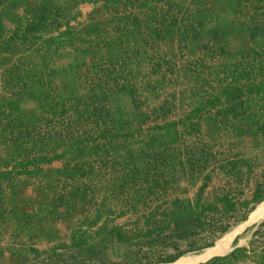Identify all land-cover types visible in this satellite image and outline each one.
<instances>
[{
    "label": "rangeland",
    "instance_id": "374dc122",
    "mask_svg": "<svg viewBox=\"0 0 264 264\" xmlns=\"http://www.w3.org/2000/svg\"><path fill=\"white\" fill-rule=\"evenodd\" d=\"M10 1L16 2V5L13 6ZM38 1L0 0V20L5 21L8 17L15 18L13 23L6 21L5 39L12 37L19 27L17 19L23 13L26 14V9H28L26 3H32L29 6L31 8ZM86 1L90 2L91 0ZM169 1L174 3V7L168 12V16L177 15L176 30L169 35L171 37L168 39L165 38L157 42L151 39L149 45L151 46L149 49L151 52L140 65L136 64L137 55L134 52L127 54L132 58L130 65L133 68L132 73H127L128 79L132 81L128 82V89L124 91L112 90L111 83L110 85L104 83L100 87L97 85V80L103 77L105 70H99L100 74L97 75L95 71L88 72L89 68L83 67L80 68L79 73L82 77L83 85H80L75 93L65 94L64 88H59L62 83L59 84L57 81L55 83L49 82V86L46 88L52 97L48 103H55L57 112L67 111L65 113L61 112V115L58 116L46 114L40 118L33 119L29 123V132L26 130L24 135L25 143L27 142L26 138H28L27 140L31 145L33 142H37L40 148L44 147L39 150L26 144L27 148L30 147L29 156L36 157L40 151L47 156H51L55 152L61 153L65 151L64 158L71 159V161L74 160V162H69L70 164L83 163L80 166L85 173H79L80 176L75 179L78 186L75 188V195L70 192L72 198L70 214L64 215L62 222L55 224V231L51 234L52 237L49 236L51 240L55 241L52 246H44V244L40 243L37 248L39 250L38 256H34L36 252L32 250H20L10 255L3 253L0 255V264H96L95 262L99 257H103L107 261L104 264H135L134 259L136 258V261H148V259H151L153 262L150 264H177L180 258L184 259L186 264H198L216 255L228 254L236 246L247 247L248 249L245 253H241L239 258H235L233 262L228 264L264 263V258H262V254H264V238H262V234L254 235L253 233L257 228L255 225L264 219V209L263 214L256 216L254 214L255 211L257 212L264 207V200L255 203L254 199H252L256 184L261 185V188L264 189V120L261 118L257 123L249 122L247 115L256 113L252 107L245 116L243 114L236 118L231 113L229 116L224 117L222 111L229 103L224 95L221 96L220 101L215 105L206 103L214 98L223 87L234 88V90L237 87L244 88V99L247 101L250 98L248 99L250 100V105L253 104V97L256 100H261L258 93L251 95L247 92L248 90L246 91V87L252 83H262L264 80V68H262L260 73H258L257 68L260 64L264 66V54L262 57L256 55L255 60L250 59V55L244 57L240 52L238 55L233 54L238 51L236 49L237 46H245L242 51L248 48L244 39L233 36L237 31L235 23L232 21L229 23L232 34L227 41V49L232 54H222L217 50L215 55V51L212 50L217 49V46L215 47L216 42L213 39H209L204 32L213 25V22L209 20L210 17H206V12L217 11L216 13L219 12L222 17L227 16L233 21H235L233 17H264V0L259 4L261 8L257 11L252 1L242 4L239 6L240 12L238 15L232 11L235 6H231L228 9L225 4H220L216 7L215 0ZM54 3L57 6H61V17H58L59 23L63 24L69 21L70 26L76 33H80V31L87 32L89 26L94 22H101L103 26L105 24L107 16H105L106 11L104 12L102 8L93 11V8L88 9L84 6V9H82L81 4L83 1L81 0H54ZM158 7V12L168 9L166 0L161 1ZM145 10L144 14H138L140 21L144 20L143 17L150 15L148 8ZM76 16L79 19L76 20ZM156 16L160 18L157 12ZM82 17L94 18L91 19L90 25L81 26L80 24H75L78 21L81 23ZM198 17L203 22H200ZM171 19L172 17H167V20L170 21ZM147 21H144V27L142 28L145 34L150 37L149 30L146 27ZM24 23L25 21L22 24ZM150 23L151 27L159 24L154 20L150 21ZM38 39L33 40L32 36H30L29 45L36 42L39 44ZM86 39H95V36L83 38L84 43L81 41L82 37L79 36L76 42L78 44L82 43L85 48L90 47L92 43L87 44ZM133 39L132 41H134ZM15 42L17 50H21L22 44L20 41L16 40ZM249 42V45H253L250 40ZM139 43L138 47H140ZM5 45L7 43L0 39V62L3 63L2 65L7 61V52L1 50ZM135 45L127 42V45L123 47L129 49ZM67 46L72 47L71 43L65 40V47L67 48ZM201 48L208 50V52H203ZM66 50H64L66 53L64 56H58V65L65 58L71 57ZM129 50L131 51V49ZM96 51L98 52L87 58L91 60L93 58L96 63H99L98 57L102 50L99 48ZM239 51L241 50L239 49ZM86 55L81 54L80 59H85ZM41 60L42 56L39 51L29 57V61L35 63L34 65L36 63L39 65ZM154 63H161V67L157 72L152 69ZM236 63H241L239 71L241 73L248 72L246 74L248 76L241 77L238 71H234ZM141 65V68H136ZM252 65L254 69H252ZM103 67L107 69L105 64ZM103 67L101 66V68ZM33 70L39 69L33 67ZM135 78H138L136 82ZM37 80V78L33 77L31 83ZM36 85L32 86V90L40 93L41 90ZM132 86L134 91L130 88ZM98 93L99 95L107 93L109 101L104 103L99 101L98 98L93 101L92 98ZM63 97H67L69 100H65L64 103ZM78 97L79 99L77 100ZM201 104L205 105L203 111L194 117V121H200L201 131L195 134L187 133L183 130L185 127L182 122H179V126L176 129L181 132L182 136L179 142L171 147L174 149L180 148L178 150L184 154L182 156V152H180V156L177 153L178 151H175L174 156L176 159H183L184 157L186 160L190 152L195 157L201 156V148L206 147L210 154L208 168L194 176L188 172L186 174L179 172L176 175L178 178L172 182V186H169L166 192L160 187L156 188L154 192H149L145 190L142 184L140 186L139 184L137 186L129 184L123 189L119 187L128 171L124 163L119 164L116 162L115 166H112L111 162L96 164L99 160L94 158L101 159L102 157L107 158L117 155L114 150L109 155L105 152L95 153L94 155H79L76 152L75 139L91 137L93 140V136L97 135L100 129L113 125V122L107 117L105 112H109V115L114 117L116 123H118V119L127 117L130 122L124 124L130 128L138 127L137 129L143 135L141 138L144 139L148 134L154 133L155 130H151L153 125L186 118ZM245 104L247 105L248 103ZM33 107L32 104L28 105V108ZM154 109H159L158 119L153 117ZM83 111L84 113L86 111H100L97 113L104 112V115L103 117L98 116V114L88 116V112L80 116ZM162 111H167V113L162 114ZM135 113L140 117L135 118L136 116H133ZM236 128L241 130V132L239 133ZM16 139H18V135H16ZM103 141L101 138L99 143H103ZM15 147L17 146L15 145ZM186 147L187 149H185ZM18 153L19 151L16 149V158L23 155V151L20 154ZM119 153L122 155L126 153V150L122 149ZM75 157L76 159H74ZM231 159L238 161V170H231V167L222 169L221 165ZM108 160L107 158L106 161ZM87 161L90 164L84 165ZM162 173L159 172L158 176L161 182H163ZM205 174L210 175L211 178L204 197H213L215 193L231 192L234 197H239V201H248L249 204H238L237 208L239 210L236 217L223 218L224 216H222L223 220H220L221 218L217 214L211 215L206 222H203V219L197 215L182 217L179 222L183 229H190L187 231L173 230L170 227L151 235L144 233L161 224L163 217L161 211L171 206L173 199L176 197L195 199L197 191L204 180L202 177ZM167 178L172 181L170 176ZM253 204L256 207L250 210ZM154 210H158L160 214L151 218L148 225L147 217H151V212ZM247 211L249 212L248 219L235 223ZM221 221L222 223L230 224L231 227L226 233L217 237V231L222 225ZM116 226L122 228L124 237L122 239L120 237L113 238L108 247H104L101 253L98 254V258L96 256L91 258V253L90 251L88 253V249L105 243V231H102L103 228ZM137 231L144 232L138 237L135 236ZM237 236H239V239L235 242ZM79 237H81L80 240H78ZM222 238V244L228 241L225 247L221 248L222 252L211 257L202 258L203 255L210 252L211 247L217 246ZM212 240H215V244L206 246ZM135 251L137 252L136 254ZM32 254L33 258L31 257ZM177 254L181 255L176 261L155 262L158 259ZM199 257L201 259L197 260Z\"/></svg>",
    "mask_w": 264,
    "mask_h": 264
},
{
    "label": "trees",
    "instance_id": "16d2710c",
    "mask_svg": "<svg viewBox=\"0 0 264 264\" xmlns=\"http://www.w3.org/2000/svg\"><path fill=\"white\" fill-rule=\"evenodd\" d=\"M86 1V0H81ZM94 1V0H91ZM149 0H107L104 3L105 9L107 8L110 10L111 14L108 17H114V19L117 21L118 26L117 29L121 30L124 33H127L130 38H135L136 33L140 34L142 33V23L139 19V15H134L133 12H127V9L129 6L132 7H139V8H145L147 6ZM156 3H160L163 0H153ZM254 2V7L256 11L260 9V3L263 2V0H215L216 7L220 4H225L229 7L235 6L232 10L235 14H239L240 9L239 6L242 4L248 3V2ZM13 6L16 5V2L10 1ZM168 9L161 10L158 12V5L155 4L154 6H150V15L146 16L147 24L146 27L149 30L150 37L155 41H159L162 39H165L168 34L172 33L175 28V23L177 21V15H169L168 12L171 11L174 7V3L172 1L166 0ZM32 3L27 4L28 9H26V16L32 18L29 19L25 24H22L23 22H18L19 27L13 33L12 37L5 39L4 37V31H5V25L6 21L9 23H13L15 21V18L8 17L7 20L1 21L0 20V39L4 40L7 44H10V46L16 50V40L20 41L21 44L23 42L29 41V36H32L33 40H36L37 38L41 37V34L43 32H46L48 30H58L59 31V37L61 38V42H64L67 40V42H73L81 36L83 33L80 31V33H76L73 31L72 27L70 26V22L67 21L65 23H59L58 17H61V6H57L54 3V0H39L38 3H34L33 6L30 8L29 6ZM149 6V5H148ZM35 7V8H34ZM156 12L159 14L158 18L156 16ZM217 12V11H216ZM216 12H206V17H210L209 20L213 22V25L204 31L206 35H208L209 39H213L214 42H216L215 47L217 46V49L212 50L215 51V55L217 50L222 54H232L231 51L227 49V41L228 37L231 34V29L229 26V23L232 21L235 23V28L237 33H240L242 31H245L248 34L249 40L252 42L253 45H251V48H248L245 51H237L233 53L234 55H238L239 52L245 57V56H251L250 59L255 60V56L259 55L262 57L264 54V17H233L235 21L229 19V17L225 16L222 17L220 13ZM211 14V15H207ZM77 17V16H76ZM167 17H172V19L169 21L167 20ZM200 22H203L200 17H198ZM155 21L159 24L155 25L154 27L150 26V21ZM169 21V23H168ZM121 22L123 25L121 26ZM161 25V26H160ZM64 26V27H63ZM105 26V25H104ZM101 22H94L92 25L89 26L88 31L90 33L95 34V39H87L86 42L90 45L89 48L95 47V48H102L106 47L109 49V47L112 46V49L115 48L116 45H121L123 43V39H118L115 37H111L109 39V36L106 35L108 29L107 26L104 27ZM83 39V38H82ZM87 43V44H88ZM88 48V49H89ZM208 51V50H207ZM211 51V50H210ZM211 53V52H210ZM138 54V51L136 50L135 55ZM127 57V62H123L120 70H109L108 68L105 69L103 67V64L101 65H93L94 67L88 69V72H91L92 70L95 71L98 74L99 70L103 69L104 75L103 77L99 78L97 80V85L102 86L104 83H107L110 85L112 84V90H120L124 91L129 88L128 82L130 81L127 76V73L133 72V68L130 65L132 58L129 56ZM100 63V62H99ZM161 63H154L152 69L154 71H158L161 67ZM101 66L103 68H101ZM115 68V66H113ZM258 73L262 71V68L264 66L262 64L259 65ZM241 69V63H236L234 71H238L240 73L241 77L248 76L246 75L248 72L241 73L239 71ZM252 69L253 65H252ZM115 73V74H114ZM121 79L123 80L121 82ZM125 79V80H124ZM147 84H149L147 82ZM40 90L45 92L46 96L45 98L50 99L52 97L51 93L46 89V85H40ZM133 89V86L130 87ZM246 91L250 93L251 95H254L255 93H258L261 97V100L255 99L253 96V104L250 105V98L247 99V101L244 99V88L237 87L235 90L234 88H228L223 87L221 91L214 96L210 101H207V104L215 105L218 101H220L221 96H226V99L228 100V105L224 108L222 111L224 114V117L229 116V114L232 113L236 118L239 116H242L244 114L247 115L249 113V109L252 107L256 113H253L251 115H247L249 122L257 123L258 121L263 118L264 120V80L262 83L257 84H249L248 87H246ZM40 91V93H41ZM42 94V93H41ZM34 95H37L34 93ZM99 99V101H103L104 103L109 101V96L107 93H103L99 95H95L92 99L93 101L96 99ZM64 103L65 100H69L67 97H63ZM79 99V98H78ZM261 101V102H260ZM245 103H248L247 105ZM47 105V103H46ZM43 106V105H42ZM48 108L54 110L55 103H51L47 105ZM204 104H201V106H197L192 113L186 116V118H180L179 120L174 121H166L162 124H155L153 125V128L151 130H155L153 134H148V136L144 139H142V143L137 146L136 149H130L127 151L126 155H122L124 164L129 167L128 172L126 173V176L123 178L122 182L119 184V187L122 189L124 187H127L129 184L136 185L142 184L144 186L146 191L154 192L156 188H162L165 192L167 191V188L169 186H172V182L175 181L178 177L176 175L181 172L182 174H186L187 172L190 173L192 176L196 175L200 171L208 168L209 160H210V154L207 151L206 147L201 148V156L195 157L192 152L188 153L187 160L184 159H176L174 156L175 151H178V155H180V148H173L171 146H174L175 143L179 142V139H181V132L177 130L176 128L179 126V122H182V125H184L185 130L187 133L195 134L199 133L201 131V123L200 121H194V117L200 114V112L203 111ZM241 109V111H239ZM159 109L153 110V117L154 119H158ZM67 110L61 111L62 113H65ZM89 111H86L85 113H88ZM100 111L95 112H89L88 116H91L92 114H98V116L104 115V112L97 113ZM220 112V111H219ZM240 112V113H239ZM259 112V113H258ZM84 111L80 113V116H83ZM163 113H167V111H162ZM108 118H110L109 112H105ZM240 114V115H239ZM134 117L137 116V113L133 115ZM163 116V115H162ZM110 120L113 122L112 128H117V126H123L124 123H129L130 120L125 117V119L120 118L118 119V123L115 122L114 118H110ZM98 122V121H96ZM264 122V121H263ZM236 130H239L236 128ZM158 131V132H157ZM162 132V133H159ZM239 133L241 130L238 131ZM118 134V133H117ZM130 134V133H125ZM106 136L105 134H103ZM129 136V135H128ZM166 137V139H165ZM90 137H80L74 140V144L77 148V153L79 155H85V154H93L98 153L100 149L106 150L107 148L100 146V145H89L91 143ZM106 146V145H105ZM187 149V147L185 148ZM183 150V149H182ZM174 151V152H173ZM189 151V150H188ZM173 152V153H172ZM65 153H54L52 157L47 158L46 155H42L40 158L42 160H52V159H58L64 156ZM182 152V156H183ZM181 156V155H180ZM235 159H231L224 164L221 165L222 169H226L225 167H231V170H238V161H233ZM126 167V166H125ZM81 166L74 165L73 168H71L69 165L65 166V172L68 178H77L79 173L84 174L85 171L81 169ZM160 168V169H159ZM160 170V171H159ZM159 172L162 173L163 182H161L158 178ZM78 175V176H77ZM168 176L172 178L171 180H168ZM202 178H204L202 184L200 185L195 199H181L180 197H176L172 200L171 206L168 208H164L161 211L162 214V220L161 224H158L156 227H153L146 232L144 231H137L135 233V236L140 237L143 232L148 233L149 235L154 234L155 232L162 231L164 229L172 227L173 230H183L187 231L190 229H183L181 226L179 220L182 217L189 216V215H197L201 219H203V222H206L211 215L217 214L221 219L227 217H236L238 214V204L248 205V201H239V197H234L231 192H222V193H215L213 197H204V193L206 188L208 187L209 179L211 178L210 175L205 174ZM78 187V186H76ZM73 194V193H72ZM252 199H254L255 203H259L264 200V189L261 188V185H257L254 187ZM70 200H72L71 196L66 197L65 195L60 196L56 200V206H62L66 205L69 209L70 208ZM256 206L253 204L250 207V210H253ZM69 209H67V214H70ZM249 212H245L239 219L236 220L235 223H238L240 221H245L248 219ZM160 214L158 210H154L151 212V217H147L148 225L150 224L151 218L155 217V215ZM224 222V221H223ZM159 223V222H156ZM222 223V221H221ZM205 224V223H204ZM209 224V223H207ZM257 228L254 230V235L262 234V238H264V219L258 223ZM230 224L228 223H222V225L219 227L217 231V237L220 235L226 233L229 228ZM102 231H105V243L98 244L96 247H90L88 249V253L90 251L91 258L93 257H99L98 254L101 253L102 249L104 247H108V244L112 241L113 238L120 237L121 239L124 237L123 230L121 227H104ZM51 236V235H49ZM76 236V235H75ZM52 237V236H51ZM81 237H79L78 240H80ZM127 239V238H126ZM239 239V236L235 238V242H237ZM129 240V239H128ZM219 240V239H218ZM217 240V241H218ZM215 244V240H212L209 242L206 246H213ZM217 244V242H216ZM264 247V246H263ZM32 251L36 252V256L39 255V250L35 247L31 248ZM247 247H239L236 246L232 251H230L228 254L225 255H216L212 258H210L207 261L200 262L198 264H228L233 262L235 258H239V255L241 253H245L247 251ZM137 252L135 251V254ZM264 253V252H263ZM3 254L0 251V255ZM181 254L168 256L165 258H161L156 260L155 262H173L176 261ZM262 258H264V254H262ZM137 259V258H136ZM134 259L135 264H150L151 259L148 261H136ZM107 261L104 260L103 257H99L98 260L95 262L96 264L100 263H106ZM264 264V263H262Z\"/></svg>",
    "mask_w": 264,
    "mask_h": 264
},
{
    "label": "crops",
    "instance_id": "0c3cea01",
    "mask_svg": "<svg viewBox=\"0 0 264 264\" xmlns=\"http://www.w3.org/2000/svg\"><path fill=\"white\" fill-rule=\"evenodd\" d=\"M106 1L107 0L84 1L81 4L82 9H84L85 6V8L88 9L93 8V11L99 8H102L104 12L106 11L105 16H107V18L104 24L108 29L106 35L109 36V39L111 37L123 39V43L119 46L116 45L114 49H112V46L109 47V49L106 47L100 48L102 50L98 57L100 63H96L93 58L92 60L89 59L90 55L93 56L95 52H98L96 51L98 49L95 47L85 48L82 43L78 44L76 40L71 42L72 47L67 46L66 48L65 41L61 42L59 31L56 29L43 32L38 39L40 42L39 44L36 42L35 44L29 45V41H26L23 42L21 50H14L10 44L1 48V50L7 52V61L4 62V65L0 62V251L2 253L10 255L20 250L31 251L32 247L38 248L40 243L44 244V246H52L55 241L51 240L49 235L54 233L56 228L55 224H57V222H62L63 216L67 214V209H69L65 204L57 207L56 200L63 195L70 197V192L74 194L77 186L75 181L76 178H68L64 169V167L68 165L73 168L74 163L70 164L69 162H74V160L71 161V159L64 158L65 155L61 158L49 161L42 160L40 157L44 153L41 151L36 157L29 156L30 147L27 148L26 144L39 150L44 148H40L37 142H33L31 145L27 140L28 138H26L27 142L25 143L24 135L26 130L29 132V123H31L33 119L40 118L46 114L50 116L61 115L60 111L57 112L56 106H54V110L48 108L49 98L48 96L45 98V92L41 91V94L36 90H32V86L37 84L36 86L46 85V87H48L50 81L54 83L57 81L59 84L62 83L59 85V88L63 87L65 94L70 92L75 93L77 92V88L83 85L82 77L79 74L81 67L90 69L94 67L93 65H100L102 63L103 65L105 64L109 70H120L123 68V62H127L126 56H128V53H136L137 50L136 64L140 65L151 52V50H149L151 46L149 45L152 38L145 34L143 28L142 33H136L134 39H128L130 36L127 35V33L117 29V21L114 17H108L111 12L107 8L105 9L104 3ZM155 4L160 5L161 2L156 3L153 0H149L145 8L129 6L127 12L131 11L134 15L144 14L143 12H146L145 9L148 8V13H151L149 7ZM88 12L90 13V11ZM31 18L32 17H27L26 14L23 13L17 19V22L25 21L26 23L27 20ZM92 18L94 17H82V22L80 23L78 21V23L75 24H80L81 26L90 25ZM146 18L147 17H143L144 20L141 21L142 27H144L143 24ZM75 19L77 20L79 18L77 17ZM120 25L122 26L123 23L121 22ZM82 32L81 37L84 39L95 36V34L90 33L88 29L87 32ZM170 34L167 35L166 39L171 37L169 36ZM233 36L244 39L247 48L251 46L249 45L248 34L245 31L234 33ZM132 39L134 41H132ZM81 41L84 43L83 39ZM127 42L136 44L129 48L131 51L123 47L127 45ZM138 43L140 47H138ZM244 47L245 46L241 45L237 46L236 49L239 51V49L242 50ZM64 48L67 49L66 52H68L71 57L65 58V60L62 58L64 61L60 62V65H58V56H64L66 54ZM201 50L205 53L208 52L204 48H201ZM38 51L42 56V60L39 65H37V63L34 65L35 63L29 61V57ZM79 53L82 55L87 54L86 58L80 59L81 54L79 55ZM130 61L132 62V60ZM113 66H115V68ZM33 67L39 70L32 71ZM141 67L142 65L136 68ZM33 77L38 80L31 83ZM59 77L60 79H58ZM136 80H138V78H135V82ZM34 93L37 95H34ZM29 104H32L34 107L28 108ZM138 117L140 116L137 115L135 118ZM110 118L114 117L111 115ZM111 128L112 126L110 125L100 129L98 134L93 136V140L90 137V141H93V143H90L91 145L95 144L107 148L106 150L100 149L98 153L105 152L109 155L112 150H114V153L116 152L117 154L107 157L109 159L108 161H106L107 158L104 157L101 159L94 157L95 160H99L96 164L100 162H102V164L111 162L112 166H115L116 162L122 164L124 163L122 155H126L128 150L136 149L137 146L142 143L141 137L143 135L139 132V129H137L138 127L130 128L124 124L123 126H117V128ZM125 133L130 134L125 135ZM16 135H18V139H16ZM101 138L104 140L103 143H99ZM15 145L17 147H15ZM16 149L19 151L18 154L23 151V155H20L21 157L19 158L15 156ZM122 149H125L126 153L120 155L119 151ZM94 154L95 153L92 155ZM52 156L53 154L47 156V158ZM74 159H76V157ZM89 161L84 165H89ZM82 164L83 163H77L75 165L80 166ZM124 165L126 166V170H129L126 163ZM54 166H56L55 169ZM50 183L52 186H50ZM263 209L264 207L257 212L263 214ZM69 211H71V209H69ZM257 212L255 211V213ZM48 231H50V233H48ZM222 240L223 238L217 246L210 248L213 250L212 255L222 252L221 248H224L228 242L222 244ZM205 255H203L202 258H205ZM212 255H210V257ZM34 256L36 255L34 254ZM31 257L33 258V254ZM199 258L201 259V257Z\"/></svg>",
    "mask_w": 264,
    "mask_h": 264
},
{
    "label": "bare ground",
    "instance_id": "6f19581e",
    "mask_svg": "<svg viewBox=\"0 0 264 264\" xmlns=\"http://www.w3.org/2000/svg\"><path fill=\"white\" fill-rule=\"evenodd\" d=\"M259 213H261V212H257V213H255V216L258 215ZM212 254H213V250H210V252L207 253L205 256L207 257V256H210V255H212ZM199 259H200V258H198L197 260H199ZM197 260H196V261H197ZM177 264H186V262H185L184 259L180 258V259L177 261Z\"/></svg>",
    "mask_w": 264,
    "mask_h": 264
}]
</instances>
